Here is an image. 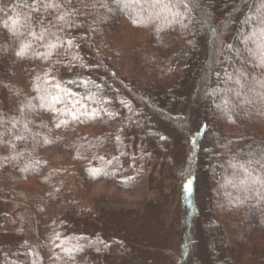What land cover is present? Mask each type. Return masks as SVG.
<instances>
[{
  "label": "trees",
  "instance_id": "1",
  "mask_svg": "<svg viewBox=\"0 0 264 264\" xmlns=\"http://www.w3.org/2000/svg\"><path fill=\"white\" fill-rule=\"evenodd\" d=\"M153 162L177 264H264V0H0V264L132 257L105 224Z\"/></svg>",
  "mask_w": 264,
  "mask_h": 264
},
{
  "label": "rangeland",
  "instance_id": "2",
  "mask_svg": "<svg viewBox=\"0 0 264 264\" xmlns=\"http://www.w3.org/2000/svg\"><path fill=\"white\" fill-rule=\"evenodd\" d=\"M68 106L73 114L83 120L97 119L94 108L77 98H71ZM173 152L177 159H181V145L175 143ZM168 174L158 163L153 162L148 176L143 177L132 190L121 192L119 196L122 201L109 215L105 227L109 232L121 233L134 255L116 261L106 257V264H138L135 261L137 258L143 261L151 259L153 264H177L180 254L176 215L179 196L175 190L176 184ZM112 189L110 186L106 190L110 193ZM7 209H12L10 204ZM1 240L8 242L10 238L4 239L0 231ZM201 246L197 239L196 255L202 264H207Z\"/></svg>",
  "mask_w": 264,
  "mask_h": 264
},
{
  "label": "clouds",
  "instance_id": "3",
  "mask_svg": "<svg viewBox=\"0 0 264 264\" xmlns=\"http://www.w3.org/2000/svg\"><path fill=\"white\" fill-rule=\"evenodd\" d=\"M13 11L15 12V9H13ZM12 23H13V25H15L16 24V21L13 20ZM28 47H29V44L22 43V46L20 48V51L17 54L23 55L25 53V51L28 49Z\"/></svg>",
  "mask_w": 264,
  "mask_h": 264
},
{
  "label": "snow or ice",
  "instance_id": "4",
  "mask_svg": "<svg viewBox=\"0 0 264 264\" xmlns=\"http://www.w3.org/2000/svg\"><path fill=\"white\" fill-rule=\"evenodd\" d=\"M52 5H48V7H51ZM19 55V54H18Z\"/></svg>",
  "mask_w": 264,
  "mask_h": 264
}]
</instances>
